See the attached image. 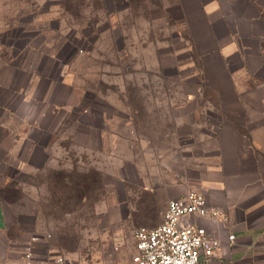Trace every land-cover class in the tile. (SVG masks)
Wrapping results in <instances>:
<instances>
[{"label":"rangeland","instance_id":"rangeland-1","mask_svg":"<svg viewBox=\"0 0 264 264\" xmlns=\"http://www.w3.org/2000/svg\"><path fill=\"white\" fill-rule=\"evenodd\" d=\"M171 2L0 0V66L20 71L11 108L36 122L14 156L0 128V203L38 259L130 264L136 230L158 226L193 174L171 161L187 158L206 102ZM31 143L36 168L13 169Z\"/></svg>","mask_w":264,"mask_h":264},{"label":"crops","instance_id":"crops-1","mask_svg":"<svg viewBox=\"0 0 264 264\" xmlns=\"http://www.w3.org/2000/svg\"><path fill=\"white\" fill-rule=\"evenodd\" d=\"M170 6L168 20L195 64L197 90L206 102L203 128L190 135L187 158L171 161L172 169L193 171L187 183L176 186L174 199L196 189L204 194L209 213H218L186 217L221 243L201 264H264V0H172ZM16 72L0 66V128L17 141L7 149L12 156L22 153L36 125L11 108ZM32 82L33 76L27 79ZM38 149L28 144V158H14L11 167L34 170ZM24 252L18 238L8 235L0 203V264Z\"/></svg>","mask_w":264,"mask_h":264},{"label":"built area","instance_id":"built-area-1","mask_svg":"<svg viewBox=\"0 0 264 264\" xmlns=\"http://www.w3.org/2000/svg\"><path fill=\"white\" fill-rule=\"evenodd\" d=\"M217 214L209 213L204 194L196 189L170 200L161 224L136 230L132 264H201L203 259L213 257L221 247L220 241L210 236L204 227L187 222L186 217ZM229 239L233 241L234 236ZM38 242L40 237L32 238V243ZM10 264H64V259L55 256L53 260H40L29 245L22 258Z\"/></svg>","mask_w":264,"mask_h":264}]
</instances>
